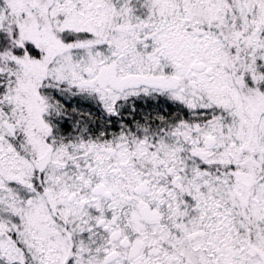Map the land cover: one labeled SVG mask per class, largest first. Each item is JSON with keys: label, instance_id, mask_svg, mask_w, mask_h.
Here are the masks:
<instances>
[{"label": "snow or ice", "instance_id": "obj_1", "mask_svg": "<svg viewBox=\"0 0 264 264\" xmlns=\"http://www.w3.org/2000/svg\"><path fill=\"white\" fill-rule=\"evenodd\" d=\"M0 264H264V0H0Z\"/></svg>", "mask_w": 264, "mask_h": 264}]
</instances>
